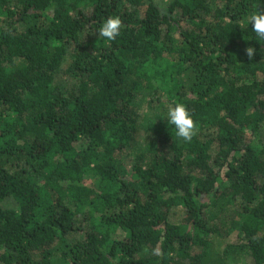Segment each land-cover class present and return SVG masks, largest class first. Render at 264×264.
<instances>
[{
  "label": "trees",
  "instance_id": "16d2710c",
  "mask_svg": "<svg viewBox=\"0 0 264 264\" xmlns=\"http://www.w3.org/2000/svg\"><path fill=\"white\" fill-rule=\"evenodd\" d=\"M257 11L264 0H0V264H264ZM177 102L191 141L167 119Z\"/></svg>",
  "mask_w": 264,
  "mask_h": 264
},
{
  "label": "clouds",
  "instance_id": "9594fccd",
  "mask_svg": "<svg viewBox=\"0 0 264 264\" xmlns=\"http://www.w3.org/2000/svg\"><path fill=\"white\" fill-rule=\"evenodd\" d=\"M255 33L257 40L264 41V12L257 11L252 14L249 23ZM121 20L118 16H109L104 20L98 32L107 40H115L120 34ZM255 49L252 46L246 48L248 57H252ZM167 119L176 128V135L181 137L184 141H191L195 134V124L191 113L183 103H175L170 105L167 110Z\"/></svg>",
  "mask_w": 264,
  "mask_h": 264
},
{
  "label": "rangeland",
  "instance_id": "374dc122",
  "mask_svg": "<svg viewBox=\"0 0 264 264\" xmlns=\"http://www.w3.org/2000/svg\"><path fill=\"white\" fill-rule=\"evenodd\" d=\"M84 39H86V34H83L82 35ZM67 64V62L65 61L64 63V66ZM57 81L58 83H61L63 84L64 86H68L70 83H71V77L68 76L67 74H65L64 72L62 71H59L58 74H57ZM139 112L141 114V118L143 117L144 120H146V122H148V124H150L151 122V113L147 112V110L143 107H141L139 109ZM148 134V131L146 129H140L137 133V137L131 142V151L129 153V155L126 157V162L127 164L131 163L132 161V157H133V153L137 152L138 148L140 147H143L145 145V143L147 142L145 139H146V136ZM261 134H262V137L264 139V121L261 125ZM183 214V210H181L180 208H177V214L176 216H174V220H179L180 216ZM217 219V218H216ZM238 234H239V231L238 229H235L231 232H229L227 234V236L224 238L225 239V242L226 241H229V242H235L238 238ZM202 264H210V262H205V259L203 261Z\"/></svg>",
  "mask_w": 264,
  "mask_h": 264
}]
</instances>
